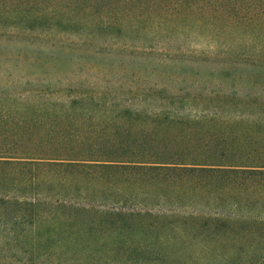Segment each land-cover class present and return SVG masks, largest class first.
Segmentation results:
<instances>
[{"label":"trees","instance_id":"1","mask_svg":"<svg viewBox=\"0 0 264 264\" xmlns=\"http://www.w3.org/2000/svg\"><path fill=\"white\" fill-rule=\"evenodd\" d=\"M157 95L122 101L99 92L93 98L110 100L88 106L43 90L0 102V169L9 170L0 172V189L12 172L20 178L16 194L0 192V232L32 249L2 248L6 261L7 253L36 250L37 259L63 264L79 251L98 264H124L109 256L118 246H159L176 249L152 250L146 264H178L173 254L186 258L193 245L263 239L264 100L182 114L153 107Z\"/></svg>","mask_w":264,"mask_h":264},{"label":"rangeland","instance_id":"2","mask_svg":"<svg viewBox=\"0 0 264 264\" xmlns=\"http://www.w3.org/2000/svg\"><path fill=\"white\" fill-rule=\"evenodd\" d=\"M239 1L221 8L211 0H0V102L20 92L51 90L92 106L110 100L93 98L99 92L122 101L131 93L156 92L153 107L172 105L195 114L196 108L264 100V0ZM38 11L44 19L36 18ZM18 179L12 172L0 192L16 194ZM87 196L98 198L95 192ZM232 238L193 245L186 258H173L178 264H264V237ZM29 245L11 243L0 232V249L32 250ZM175 249L118 246L109 256L146 264L150 251L169 256ZM78 252L75 260L68 252L63 264H77L78 257L98 264ZM7 254L6 261L0 252V264L51 262L37 259L36 250Z\"/></svg>","mask_w":264,"mask_h":264}]
</instances>
